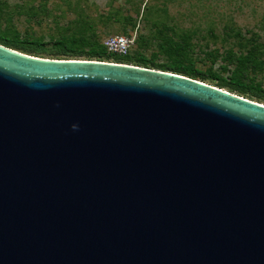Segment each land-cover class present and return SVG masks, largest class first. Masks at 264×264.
<instances>
[{
	"label": "water",
	"instance_id": "obj_1",
	"mask_svg": "<svg viewBox=\"0 0 264 264\" xmlns=\"http://www.w3.org/2000/svg\"><path fill=\"white\" fill-rule=\"evenodd\" d=\"M0 264H264V105L0 45Z\"/></svg>",
	"mask_w": 264,
	"mask_h": 264
},
{
	"label": "rangeland",
	"instance_id": "obj_2",
	"mask_svg": "<svg viewBox=\"0 0 264 264\" xmlns=\"http://www.w3.org/2000/svg\"><path fill=\"white\" fill-rule=\"evenodd\" d=\"M0 37L25 42L33 57L95 60L97 51L108 63L104 42L123 37L134 59L196 70L210 86L233 79L264 97V0H0ZM63 45L72 52L57 55Z\"/></svg>",
	"mask_w": 264,
	"mask_h": 264
},
{
	"label": "trees",
	"instance_id": "obj_3",
	"mask_svg": "<svg viewBox=\"0 0 264 264\" xmlns=\"http://www.w3.org/2000/svg\"><path fill=\"white\" fill-rule=\"evenodd\" d=\"M0 45L16 50V51H20L21 53H30L34 50V48L27 46L25 42H18L16 40H9V39L2 38V37H0ZM179 50H182V49H179ZM68 52H72V51H69V49L65 45H63L62 49L58 50L56 53L57 55L65 56L66 53ZM102 53L103 52L92 51L91 53H89L88 57L95 58V60H92V61L106 62V61L100 60V58L103 57ZM77 56H80V55H77ZM105 58L107 59L113 58L115 61L111 63L125 64V65H131L130 63H134L133 66L142 67L146 69H154V70H158L162 72L173 73V74L181 75V76H184V77L196 80V81H200V82L207 79V75H205L204 73H199L196 70H192V71L186 70L182 66H172V65H166V64H161V63L148 62L147 60H144L142 58L134 59L133 57H130L128 55L116 56L112 54H106ZM213 87H216L218 89L226 88L228 89L227 92L236 93L239 97H243V95L249 94L251 97H254L257 99L263 98L264 100V97L261 95V91L256 90L255 92H252L250 91L248 87H245L237 83L235 84L233 79H230L229 81L219 79Z\"/></svg>",
	"mask_w": 264,
	"mask_h": 264
},
{
	"label": "built area",
	"instance_id": "obj_4",
	"mask_svg": "<svg viewBox=\"0 0 264 264\" xmlns=\"http://www.w3.org/2000/svg\"><path fill=\"white\" fill-rule=\"evenodd\" d=\"M130 41L123 37H112L104 42V47L109 54L125 56L128 54Z\"/></svg>",
	"mask_w": 264,
	"mask_h": 264
},
{
	"label": "bare ground",
	"instance_id": "obj_5",
	"mask_svg": "<svg viewBox=\"0 0 264 264\" xmlns=\"http://www.w3.org/2000/svg\"><path fill=\"white\" fill-rule=\"evenodd\" d=\"M264 105V104H263Z\"/></svg>",
	"mask_w": 264,
	"mask_h": 264
}]
</instances>
